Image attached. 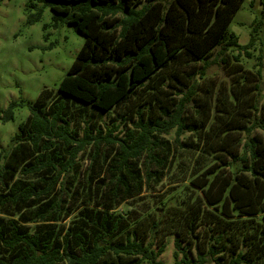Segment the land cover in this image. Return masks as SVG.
I'll return each mask as SVG.
<instances>
[{
  "label": "trees",
  "instance_id": "16d2710c",
  "mask_svg": "<svg viewBox=\"0 0 264 264\" xmlns=\"http://www.w3.org/2000/svg\"><path fill=\"white\" fill-rule=\"evenodd\" d=\"M38 1L84 39L0 149V264H163L167 235L172 264H264V61L242 59L257 24L245 43L228 28L243 0Z\"/></svg>",
  "mask_w": 264,
  "mask_h": 264
},
{
  "label": "rangeland",
  "instance_id": "374dc122",
  "mask_svg": "<svg viewBox=\"0 0 264 264\" xmlns=\"http://www.w3.org/2000/svg\"><path fill=\"white\" fill-rule=\"evenodd\" d=\"M39 11L36 20L27 21L28 16ZM53 15L38 0H0V149L11 148L12 135L29 115L27 103L36 100L41 89H56L82 45L84 36L65 21L54 20ZM251 24H257L258 28L253 32L257 38L250 48L252 57L246 59L241 55L247 68L253 67L257 62L254 57L261 52L264 61V0H243L228 28L238 35L240 43H245L251 34ZM261 73L264 102V68ZM208 75L215 84L227 80L226 70L219 66H211ZM9 106L11 119L4 118ZM110 116L104 114L102 120L110 123ZM72 120L76 129L82 126L80 117ZM81 158V165L85 166L84 156ZM172 239L173 235L164 239L166 245L158 257L163 264H172Z\"/></svg>",
  "mask_w": 264,
  "mask_h": 264
}]
</instances>
